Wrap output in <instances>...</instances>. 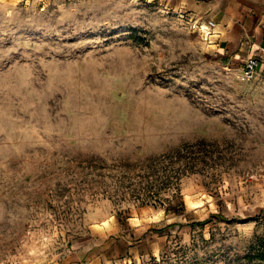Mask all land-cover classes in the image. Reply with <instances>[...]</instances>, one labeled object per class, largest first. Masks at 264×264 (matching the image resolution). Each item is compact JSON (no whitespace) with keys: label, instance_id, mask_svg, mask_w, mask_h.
Instances as JSON below:
<instances>
[{"label":"rangeland","instance_id":"374dc122","mask_svg":"<svg viewBox=\"0 0 264 264\" xmlns=\"http://www.w3.org/2000/svg\"><path fill=\"white\" fill-rule=\"evenodd\" d=\"M198 27L0 0V264H262L264 81Z\"/></svg>","mask_w":264,"mask_h":264},{"label":"crops","instance_id":"0c3cea01","mask_svg":"<svg viewBox=\"0 0 264 264\" xmlns=\"http://www.w3.org/2000/svg\"><path fill=\"white\" fill-rule=\"evenodd\" d=\"M154 1L198 25L213 22L211 48L240 75L246 61L258 59L255 80L264 81V0Z\"/></svg>","mask_w":264,"mask_h":264},{"label":"built area","instance_id":"2783aa9c","mask_svg":"<svg viewBox=\"0 0 264 264\" xmlns=\"http://www.w3.org/2000/svg\"><path fill=\"white\" fill-rule=\"evenodd\" d=\"M201 34L205 35L206 40L212 34V28H214V23L209 22L208 24H196ZM260 69V62L258 59L252 58L245 62L242 68L241 80L243 82H252L255 80L258 71Z\"/></svg>","mask_w":264,"mask_h":264},{"label":"trees","instance_id":"16d2710c","mask_svg":"<svg viewBox=\"0 0 264 264\" xmlns=\"http://www.w3.org/2000/svg\"><path fill=\"white\" fill-rule=\"evenodd\" d=\"M180 205L183 206L182 203H181ZM205 223H206V222H205ZM205 223H203V224H205ZM258 259L261 261L262 264H264V254H260V255H258Z\"/></svg>","mask_w":264,"mask_h":264}]
</instances>
